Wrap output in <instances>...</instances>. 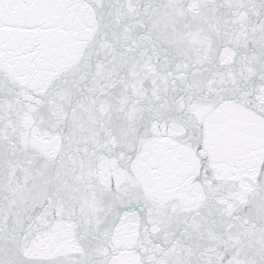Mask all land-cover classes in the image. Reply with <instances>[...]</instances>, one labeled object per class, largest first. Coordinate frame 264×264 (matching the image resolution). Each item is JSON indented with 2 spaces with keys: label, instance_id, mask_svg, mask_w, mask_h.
<instances>
[{
  "label": "snow or ice",
  "instance_id": "1",
  "mask_svg": "<svg viewBox=\"0 0 264 264\" xmlns=\"http://www.w3.org/2000/svg\"><path fill=\"white\" fill-rule=\"evenodd\" d=\"M0 264H264V0H0Z\"/></svg>",
  "mask_w": 264,
  "mask_h": 264
}]
</instances>
